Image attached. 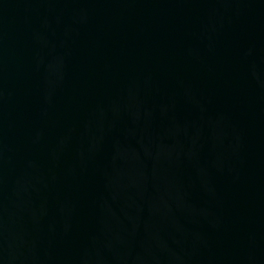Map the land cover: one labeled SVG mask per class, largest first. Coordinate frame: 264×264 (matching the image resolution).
<instances>
[{"label": "water", "instance_id": "water-1", "mask_svg": "<svg viewBox=\"0 0 264 264\" xmlns=\"http://www.w3.org/2000/svg\"><path fill=\"white\" fill-rule=\"evenodd\" d=\"M0 264H264V0H0Z\"/></svg>", "mask_w": 264, "mask_h": 264}]
</instances>
